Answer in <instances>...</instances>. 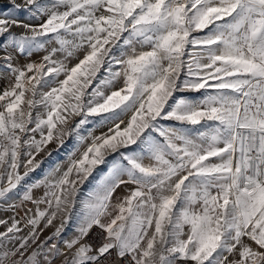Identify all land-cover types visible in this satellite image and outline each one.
Here are the masks:
<instances>
[{"label":"snow or ice","instance_id":"1","mask_svg":"<svg viewBox=\"0 0 264 264\" xmlns=\"http://www.w3.org/2000/svg\"><path fill=\"white\" fill-rule=\"evenodd\" d=\"M0 213V264H264V0H0Z\"/></svg>","mask_w":264,"mask_h":264},{"label":"rangeland","instance_id":"2","mask_svg":"<svg viewBox=\"0 0 264 264\" xmlns=\"http://www.w3.org/2000/svg\"><path fill=\"white\" fill-rule=\"evenodd\" d=\"M21 18H23V16H21ZM45 167H47V165H45ZM85 191H87V188L85 189ZM29 207H31V205H29ZM7 215H11V214L10 213H6V214L0 213V218H6ZM50 231L51 230L46 231L45 235L49 234Z\"/></svg>","mask_w":264,"mask_h":264},{"label":"crops","instance_id":"3","mask_svg":"<svg viewBox=\"0 0 264 264\" xmlns=\"http://www.w3.org/2000/svg\"><path fill=\"white\" fill-rule=\"evenodd\" d=\"M3 229L2 228H0V231H2Z\"/></svg>","mask_w":264,"mask_h":264},{"label":"built area","instance_id":"4","mask_svg":"<svg viewBox=\"0 0 264 264\" xmlns=\"http://www.w3.org/2000/svg\"><path fill=\"white\" fill-rule=\"evenodd\" d=\"M95 233H93V237H94Z\"/></svg>","mask_w":264,"mask_h":264}]
</instances>
